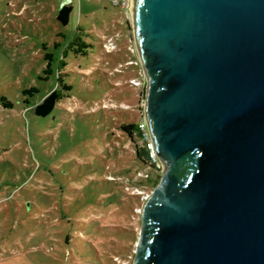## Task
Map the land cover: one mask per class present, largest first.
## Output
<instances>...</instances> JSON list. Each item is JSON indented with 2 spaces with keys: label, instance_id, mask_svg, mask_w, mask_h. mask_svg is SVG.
Wrapping results in <instances>:
<instances>
[{
  "label": "rangeland",
  "instance_id": "rangeland-1",
  "mask_svg": "<svg viewBox=\"0 0 264 264\" xmlns=\"http://www.w3.org/2000/svg\"><path fill=\"white\" fill-rule=\"evenodd\" d=\"M53 89V111L34 115ZM145 91L128 10L0 0V100L12 105L0 103V264H133L160 171L119 126L143 119Z\"/></svg>",
  "mask_w": 264,
  "mask_h": 264
},
{
  "label": "water",
  "instance_id": "water-1",
  "mask_svg": "<svg viewBox=\"0 0 264 264\" xmlns=\"http://www.w3.org/2000/svg\"><path fill=\"white\" fill-rule=\"evenodd\" d=\"M160 164L133 264H264V0H129Z\"/></svg>",
  "mask_w": 264,
  "mask_h": 264
},
{
  "label": "trees",
  "instance_id": "trees-1",
  "mask_svg": "<svg viewBox=\"0 0 264 264\" xmlns=\"http://www.w3.org/2000/svg\"><path fill=\"white\" fill-rule=\"evenodd\" d=\"M72 6L71 5H63L61 6L57 12H56V20L61 25H67L69 22V17L72 12ZM28 90L23 91V95L27 93ZM60 98V92L56 89L50 90L48 93H46L39 102L36 104L30 106V110L34 113L36 116L40 117H46L48 116L55 106L57 105ZM25 102V101H24ZM0 103L3 107L11 108L12 105L9 101H6L4 98H1ZM25 111L29 110L28 108L24 109ZM141 119L140 121H142ZM119 129L126 134L127 138L131 141L133 145V154L138 162L145 166H149L156 172H159V170L155 169L152 165L149 164L147 159V153L145 150V147L143 145L142 139H141V133L138 128V122H129L124 123L119 126ZM139 196V195H136ZM82 221H77V223H81ZM97 222V221H94ZM98 228V226H97ZM67 238V237H66ZM66 238L64 239L66 242ZM69 242V241H67ZM40 259H36L32 262V264L39 263Z\"/></svg>",
  "mask_w": 264,
  "mask_h": 264
},
{
  "label": "built area",
  "instance_id": "built-area-1",
  "mask_svg": "<svg viewBox=\"0 0 264 264\" xmlns=\"http://www.w3.org/2000/svg\"><path fill=\"white\" fill-rule=\"evenodd\" d=\"M109 2L114 7L124 9L125 11L128 10L129 0H109ZM132 83L135 84L134 81H132ZM138 128L142 135L141 139H142L143 145L147 153V159H148L149 164L152 165L155 169L160 171V164L154 153L153 144L148 136L146 123L144 120L138 122ZM136 192L138 194L141 193V191H138V190Z\"/></svg>",
  "mask_w": 264,
  "mask_h": 264
}]
</instances>
